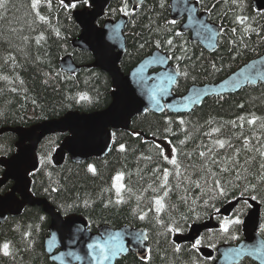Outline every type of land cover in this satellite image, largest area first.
<instances>
[{
  "label": "trees",
  "instance_id": "16d2710c",
  "mask_svg": "<svg viewBox=\"0 0 264 264\" xmlns=\"http://www.w3.org/2000/svg\"><path fill=\"white\" fill-rule=\"evenodd\" d=\"M193 1L209 14L210 22L223 29L217 53L210 54L192 42L189 33L181 32V23H170L171 0H146L136 11L129 1L110 5L105 19L126 16L130 20L125 34L128 50L121 65L126 75L160 50L181 74L175 94L185 96L193 86L217 84L264 55V13L255 11L254 0ZM32 3L7 0L6 7L0 8V129L30 128L72 112L106 110L112 103L110 77L87 69L94 63L92 54L73 47L82 33L73 14L88 3L64 7L61 0H40L35 8ZM125 5L128 15L121 10ZM41 15L44 21L39 19ZM240 16L248 19L241 24L237 21ZM105 19L99 21L100 26ZM245 27L255 31L245 32ZM68 56L83 68L75 76L61 70L60 63ZM253 117L257 118L254 125L248 123ZM262 123L264 85H259L234 96L208 99L190 115L140 116L128 132L115 134V145L106 158L89 163L75 164L67 157L62 167H56L53 157L65 136H50L39 147L40 169L31 176L32 193L47 200L62 216L87 217L93 232L104 225L146 230L151 249L148 259L129 255L118 264H215V259L202 257L199 245L216 251L221 245L240 242L241 224H229L225 231V222L233 218L243 221L251 211V201L262 206L264 238ZM218 140L226 142L224 148ZM17 142L14 134L0 136V159L14 156ZM201 151L206 158L198 155ZM213 158L217 163H212ZM171 159L177 161L179 175L177 167L168 162ZM233 159L247 172L233 168ZM222 166L232 170L221 172ZM164 170L169 173L166 188L161 187ZM3 173L0 169V177ZM118 175L122 176L119 181ZM217 179L225 188L224 195L216 191ZM117 185L122 186L119 193ZM12 186L9 183L0 194L5 195ZM157 199L164 204L160 212L156 211ZM239 200L233 217L222 218L221 211ZM211 219L222 229L206 233L194 246L174 243L177 234H186L193 225ZM50 226L51 218L40 207H28L23 215L10 218L0 229V264H54L45 251ZM5 243L10 246L9 256L2 252ZM241 264L255 263L245 260Z\"/></svg>",
  "mask_w": 264,
  "mask_h": 264
},
{
  "label": "water",
  "instance_id": "95a60500",
  "mask_svg": "<svg viewBox=\"0 0 264 264\" xmlns=\"http://www.w3.org/2000/svg\"><path fill=\"white\" fill-rule=\"evenodd\" d=\"M116 0H88L89 6L77 10L73 16L81 28V35L73 41L76 50L92 54L94 63L87 69L100 70L112 81V103L104 111L82 114L72 112L61 119L46 121L30 128L0 129V136L14 134L18 142L16 154L11 158H1L0 168L4 170L0 178V191L9 183L13 186L5 194H0V229L11 218H17L28 207H40L51 218L49 235L45 240V251L54 264H118L123 258L134 255L141 261L150 253L148 233L144 229L123 227L113 229L101 226L95 233L89 220L84 216H62L44 199L32 193V175L40 169L39 147L50 136H66L53 157L56 167H62L67 157L75 163H89L94 159H104L115 145V134L128 132L133 121L148 113L175 116L192 114L202 108L211 98H225L241 93L249 87L264 85V55L255 59L217 84L197 85L189 89L185 96L174 92L181 74L172 65L170 57L160 50L144 59L126 75L121 68L128 50L126 30L128 17L117 21L107 20L103 26L99 21L106 17L107 10ZM130 1L134 11L146 0ZM71 7L82 4L83 0H63ZM172 19L183 21L182 32L192 35L210 54L217 53L223 29L209 22V15L199 14L198 3L192 0H171ZM254 7L264 12V0H255ZM61 70L71 76L82 71L72 56L60 63ZM240 200L225 207L221 214L230 217L240 204ZM253 210L243 226L245 240L239 246H222L217 252L202 248L206 259L218 255L215 264H241L251 260L264 264V239L261 206L251 202ZM214 220L195 225L189 234L174 239L177 245H194L208 231L218 230ZM100 245L106 249L102 254Z\"/></svg>",
  "mask_w": 264,
  "mask_h": 264
},
{
  "label": "snow or ice",
  "instance_id": "6c2138e0",
  "mask_svg": "<svg viewBox=\"0 0 264 264\" xmlns=\"http://www.w3.org/2000/svg\"><path fill=\"white\" fill-rule=\"evenodd\" d=\"M39 2H40V0H33L32 7H33V8L37 7V5L39 4ZM83 2L86 4V3L88 2V0H83ZM234 2H235V0H234ZM6 3H7V0H0V8H4V7H6ZM61 4H62L64 7H69V5H65V4H64L63 0H61ZM71 7H75V4H72ZM126 8H127V6L125 5V8H124V9H121V10L125 12V15H128V12H127ZM37 15H39V13H37ZM39 19H40L41 21H44V20H45V17L41 15V16H39ZM247 19H248V18H247V17H244V16L237 17V21H238L239 23H241V24H243ZM170 23L175 24L176 21L173 20V21H171ZM250 30H251V31H255V29H251L250 27H245V29H244L245 32H248V31H250ZM232 31H233V33H235L236 29L233 28ZM57 35H59L58 32H57ZM177 35H180V33H177ZM40 39H43V37H40ZM37 42L39 43V40H38ZM167 43H168L169 45H171V44H172V41H171V40H168ZM157 47H159V44H157ZM5 79H7V77H5ZM180 123L183 124L184 121L181 120ZM233 123H235V122H233ZM248 123H249V124H253V125L256 124V123H257V118L253 117L252 119L248 120ZM262 126H264V123H262ZM217 131H218V129H217ZM181 143H183V141H181ZM216 143L219 145L220 148H224V147H225V144H226V142H225L224 140H218ZM246 143H247V142H246ZM121 150H122V151L124 150V149H123V146H121ZM173 151H175V149H173ZM208 151H209V153H210V152L212 151V149H209ZM258 151H259V150H258ZM259 154H260L261 157H264V151H260ZM161 155H163V153H161ZM198 155H199L201 158H206V153L203 152V151L199 152ZM236 155L238 156L239 153H237ZM165 159H168V158L165 157ZM168 162L171 163V164H173V165H175V166L177 167V173H176V174L179 175V171H178V169H179V165H178L177 161H176L175 159H171V160H169ZM212 163L215 164V163H217V161L213 158ZM230 163H231V165L233 166V168H235V167H239V168L242 169V171L247 172V169H244L243 166L239 164V161H238V160L233 159V160H231ZM245 163H247V161H245ZM90 170H91L92 172H95V168H91ZM230 170H232V168H229V167H223V166L220 168V171H221V172H229ZM260 170H261V173H260V181H261V183H264V162H262V163L260 164ZM235 175H236V179H237V180H240V179L242 178V177H241V173H239V172L235 173ZM168 176H169L168 171H167V170H164V175H163V181H164V182H163V184L161 185V187H163V188H166V187H167ZM243 178L247 179V176H244ZM121 179H122V176H120V175H118V176L116 177V180H117V181H119V180H121ZM214 185L216 186V191H217L220 195H224V194H225V188H224L223 185L220 184V181H219L218 179H217V180H214ZM252 190L255 191V186H254V185L252 186ZM119 191H120V185H117V192L119 193ZM167 194H168L167 191H165V192H164V195L166 196ZM252 199H256V197L253 196ZM118 202H119V201H118ZM155 204H156V211H157V212H160V211L163 209V207H164V204H163V202H162V199H157V200L155 201ZM140 219H144V216H140ZM227 223H228V222L226 221L225 224L227 225ZM233 223H235V224H241L242 221L239 220V219H236L235 221H233ZM170 231H172V229H170ZM225 231H227V227L225 228ZM92 247H94V248H100L101 253L106 255V251H107V250L104 249V248H101L100 245H93ZM177 250H178V249H177ZM2 252H3V254H4L5 256H9V255L11 254V253H10V246H9V244H7V243L3 244V246H2Z\"/></svg>",
  "mask_w": 264,
  "mask_h": 264
},
{
  "label": "rangeland",
  "instance_id": "374dc122",
  "mask_svg": "<svg viewBox=\"0 0 264 264\" xmlns=\"http://www.w3.org/2000/svg\"><path fill=\"white\" fill-rule=\"evenodd\" d=\"M65 138H66V136H65ZM120 189H122V186L120 187ZM2 195V194H1ZM236 219H231L230 221H227L228 223H227V225L226 226H229V224H232L233 223V221H235Z\"/></svg>",
  "mask_w": 264,
  "mask_h": 264
},
{
  "label": "flooded vegetation",
  "instance_id": "af4514ba",
  "mask_svg": "<svg viewBox=\"0 0 264 264\" xmlns=\"http://www.w3.org/2000/svg\"><path fill=\"white\" fill-rule=\"evenodd\" d=\"M6 186H7V185H6ZM6 186H5V187H6ZM5 187H4V188H5ZM6 194H7V193H6Z\"/></svg>",
  "mask_w": 264,
  "mask_h": 264
}]
</instances>
